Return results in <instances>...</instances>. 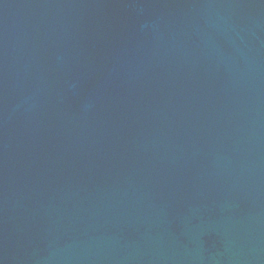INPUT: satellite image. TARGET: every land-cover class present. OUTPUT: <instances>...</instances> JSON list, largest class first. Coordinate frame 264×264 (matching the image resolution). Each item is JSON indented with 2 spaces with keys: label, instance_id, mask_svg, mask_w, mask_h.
<instances>
[{
  "label": "water",
  "instance_id": "95a60500",
  "mask_svg": "<svg viewBox=\"0 0 264 264\" xmlns=\"http://www.w3.org/2000/svg\"><path fill=\"white\" fill-rule=\"evenodd\" d=\"M0 264H264V0H0Z\"/></svg>",
  "mask_w": 264,
  "mask_h": 264
}]
</instances>
